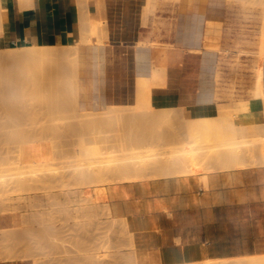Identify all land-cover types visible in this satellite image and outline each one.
I'll list each match as a JSON object with an SVG mask.
<instances>
[{"label":"rangeland","instance_id":"374dc122","mask_svg":"<svg viewBox=\"0 0 264 264\" xmlns=\"http://www.w3.org/2000/svg\"><path fill=\"white\" fill-rule=\"evenodd\" d=\"M263 8H264V6L262 5L261 2H256L254 0H223L222 2H218L217 0L210 1V2L206 1V0H147V3L144 7V12H143V14H144V25H145V37L142 40H140L138 43V44L141 43L140 44L141 46L137 44V48L140 47L139 48L140 51L137 50V52H138L137 54L139 55L138 56V68H139V74H140V78H141L140 85H142V86L145 85L146 88L149 87L152 89V86L157 85V84H164L165 80H166V68L165 67H158V66L154 65L152 58L151 57L147 58L150 55V52L148 53V51H150V49L152 47H154V46L180 47V48H184L185 50H190V51L194 50V52L198 51L202 55V58H204L202 60V68H201V74H200L201 75V89L204 91H207L209 93H212L213 99H215V100H237V99H242L244 97L254 98L253 91H254V88L256 85V75H255L256 72L253 68L254 67L253 65L255 64L254 61H256V59L259 56L261 46H263V49H264V35H262V31H263L262 30L263 29L262 18H263V10H264ZM231 11H234L239 16H242L239 23H238V26H239L242 33H239L238 35H234V36L231 34L232 27L228 24V22L226 20L228 12H231ZM211 13H213V19H210ZM79 33L78 34L80 35V38H79V35H77V38L75 40H73V41L70 40L69 42H67L63 45H55L54 49L57 52V54H64L65 56H67V58H69L71 60H76L77 58H79V56L82 55L83 50L86 51V49L88 50V49L92 48L90 50H92V52L94 51L96 53H94V54L92 53L90 58L87 61V65H89L90 67L87 66V68H86V69H88L87 73L89 75L86 73V75H87L85 77L86 83L84 84V86L86 85V88L88 87L89 84H90L89 88L91 86H94L92 89L93 91L96 88L95 85H97L96 89H98V90H99V88L103 89V87L100 86L101 84H98V83H100V80H99L100 76H97V74H96V76L98 77V80H99V82H98V80H95V78H94L96 76H94L95 74L93 73V71L95 72L96 68L100 67L99 69H97V71L99 70V72L101 73V65H100L101 61L100 60L102 58L101 56L104 55V47H105V43L107 41L106 35L104 32V22H102V21L90 22V21H87L86 18H83V20L80 24ZM260 41H261V43H260ZM145 44L150 49L146 46H145L146 47L145 48L143 46ZM51 45H52L51 47L48 45V47L50 49H52V47H54L53 44H51ZM30 47H32V46H30ZM36 47L42 48L41 46H39V47L36 46ZM45 47H47V45H45ZM84 47H87V48L85 49ZM88 47H90V48H88ZM141 47H144L145 51H144V48L142 49ZM19 48L23 49V47L22 48L19 47ZM90 52H86V53L89 54ZM53 53L56 54L54 51H53ZM90 61H92V62H90ZM98 61H100V62H98ZM94 62H95V64H93ZM96 63H97V65L99 63V66L95 67ZM91 66H93L92 67V70H93L92 73L89 70V69H91ZM97 71L95 73H98ZM100 73H98V75ZM91 75L94 76L92 78V79H94V81H91L92 79L89 78ZM88 78H89V80H88ZM90 81L92 83L93 82L94 83L97 82V83L92 85V83H90ZM98 86H99V88H98ZM89 88H88V90H89ZM102 89L99 90L100 93H101ZM98 90H95L94 92L97 93ZM90 91H91V89H90ZM93 91L90 92L92 94H90V98H89L90 106L88 108L81 110V111L76 110V109L75 110L72 109L68 113H64L65 116L62 114L61 116L57 115V117H51V116L44 115L43 112L41 111L42 113L41 112L37 113L39 115L36 114L35 116L32 117L33 119L30 118L31 120L25 119V120L20 121L21 125H19V126L17 125V124H19V122H15V123L9 122L8 123V122H6L7 120L0 117V120H1L0 121V157H1L0 158V167L2 168V169L0 168V171H1V173H0V190L2 191V192L0 191V207H3V206L6 207V208L5 207L0 208L2 210V211L0 210V220H1L0 231L2 232V230H7L9 234H12L14 232L12 229H14V230L18 229V230H16L18 233H19V231H20V233L24 231V232H26V233L23 232L25 235L30 234L32 236V237L30 235L25 236V235H23V233L18 234L16 231H15L14 235L12 234L10 236H8L9 234H7V231L6 232L3 231V233L0 232L1 237H2V234L7 235V236L3 235L4 237H8V239L2 237L4 240H6L4 242H7V245L4 242H2L3 239L0 237V247L2 246L1 245L2 243L4 244L0 248V250L3 252L2 253L0 251L1 257L4 259H9V260L24 261V262H26V264H260V262L262 264H264V254L248 255V256H242L239 258H213L207 254L204 245H201L199 247V250L197 253L191 254L189 261H187V260L186 261H182V260L181 261H169L168 255L166 253V248L164 247V244H165V242L167 243L169 237L167 235L163 234V232L159 226L157 214L153 213V212L157 211L161 206L157 209L146 210V219H144V220H138V216L130 217V216L120 215V213L116 210L115 204H114L116 201L117 191L120 188H122L126 183H132L133 182V183L141 184V181H139V180L134 181L132 179V177H130L131 179L127 178V181L124 182L125 179H123L124 181L123 180L120 181L121 178H124L121 175L108 174V172H106L107 174H105L104 172H105V170H107V168L106 169H104V168L107 167L109 164L106 165L108 162L106 163V162H102V161H105L107 159L106 157L126 158L125 159V160H127L126 162L131 164V162L132 163H134L135 161L139 162L140 161L139 159H141V158H142L141 161L142 160L147 161V160H149V158L151 160H152V158H154L156 160V159H161L163 156H164L163 158H165V155H166V157L167 156H169V157L173 156V159H175V158L178 159V158L184 157V156L182 157V154L185 155L186 157L191 156L193 154H194V156L198 154L199 157H197L198 158V160L196 161L197 164L195 163L193 166L192 165L189 166V169L191 170V168H192V170H193L192 172L194 174L191 173V175H190L189 174L190 172H189L188 175H187V173H185V175H183L184 173L181 174L182 171L180 170L181 172L178 174L179 176L175 175L173 177L169 176V177H164V178H157L154 175L157 178V179H154L153 174L155 173V171H153V169H150V170L146 171L147 174L149 173V178H147V179H150V180H164V179H176V178L181 179L185 176H189L191 178L198 180V183L201 182V184L204 185V183L207 184L209 182V175L210 174L220 171L219 170L220 168L217 167V164L222 165V162H221V164L216 163L219 160L214 162V160L218 159L219 156H218V158L215 156L216 159L212 160L213 162H211L210 159L213 156V154H212V156H210V159H209L208 157H206V155L208 156V154H206V153L204 154L205 159L203 160V158H204V157H202L203 152H206L205 150H211L213 152L214 148L218 149V150L219 149L222 150L225 147H232V146L226 144L227 142H225V145H227V146H224L223 140H222V143H221V140H217V141L216 140H209V141L204 140V141H202L199 139L196 140L192 136H189V134H190V133H188L189 127H187L186 125L189 126V118H188L187 114H190V113L184 111L183 108H160L161 110L166 109L167 111H165V113H163V117L161 115H159L160 113L158 114L161 118L158 116L157 117L158 119L156 117H155L156 119H154V117H153V119L155 121L157 120L159 122L156 121L157 122L156 123L153 120H151L152 123H154V126L152 127V125H151L152 128L150 126H148V127L151 128V130L153 128L154 129L152 131L149 129L150 131H148V132L150 134H146L148 132H144L145 135L144 134L143 135L145 137H144V139L143 138L142 139L143 140L146 139V140L143 141L142 139H140L139 143L140 142L141 143L137 144V142H138L137 134H133L132 132H127V133H129L127 135V133L124 132L125 129L123 128L124 126H127V125L122 124V122H121V124H119L120 119H118V118H120V117L112 116L117 111V109H118L117 106L114 105L116 107V111L114 113H111L113 108L112 109L108 108L109 106L107 107V104H105L104 102L100 103V102H102L100 97H102V99H103V93H101L102 96H100L99 95L100 93L98 92L99 94H97V95H99L100 97L97 96L98 98L95 99L96 97H93L95 94ZM143 91L144 90H141L142 94L144 93ZM141 93L138 92L135 103L129 105L132 109H129V110L124 109L125 113L123 114L124 110H122V108H121L122 111L120 110V112H122L123 116L128 115L129 112L130 113L128 116L131 115V112H132V114L140 113L141 114L140 116H142L143 113H145V112L146 113L148 111L152 112L153 111L152 108H154V111H156V113H157V109H159V107H156L153 105L151 97L149 98L151 100H149L148 98H145V97H147V95L145 96L143 94L145 96V97L143 96L145 98L143 100L145 101L147 99L148 102L150 101L149 102L150 104L148 103V105H147V103H146L147 101H145V105L141 104L142 100L140 102V100L138 99V97H139L138 94L141 95ZM87 96H89V95H87ZM91 102L93 105H91ZM139 102L141 105L139 104ZM99 103H100V105H99ZM254 103L255 102H253L252 105L246 104V105L233 107L234 112H236L237 109L251 110L254 106ZM126 106H128V105H126ZM121 107H123V106H121ZM130 107H128V108H130ZM97 108H99V109H97ZM102 108L103 109L107 108V109L104 111ZM124 108H126V107H124ZM155 108H157V109L155 110ZM87 109L89 112L87 111ZM108 109H110L111 112H109ZM40 110H43V109H40ZM85 110H86V113H84ZM114 110L115 109H113V111ZM73 112H75V113H73ZM97 112H99V113H97ZM161 112H164V111H161ZM69 113H70V115H69ZM81 113H82V116L80 115ZM116 113H118V112H116ZM122 114H121V117H122ZM150 114L151 113H149L148 115H150ZM246 114H248V113H246ZM67 115H69V116H67ZM145 115H147V114H145ZM148 115H147V117H148ZM45 116H47V118ZM106 116L108 117L107 118L108 120H111L112 117H116L115 119H118V120L116 121V120L112 119L114 121L109 122V121H107L106 118L104 119V117H106ZM119 116H120V114H119ZM128 116L127 117L125 116V117L129 118ZM136 116L138 117L139 115L137 114ZM49 117H51V118H49ZM59 117H60V119H59ZM99 117H102L104 119V122H99L98 125L100 128L98 127V125L95 128L92 124H96L98 122V120L100 119ZM132 117L134 118V115ZM151 117L152 116H150V118ZM126 118H125V120H126ZM122 119H124V117H122ZM122 119H121V121H122ZM134 119H133V122L134 121L136 122V120H134ZM24 121H25V123H24ZM105 121H107V122L105 123ZM118 121H119V123H118ZM186 121H187V123H186ZM4 122H6V123L4 124ZM92 122H95V123H92ZM149 122H147L148 125H150ZM50 123H53V125ZM83 123H84L85 127L86 126L89 127L87 129V131L81 129L84 127ZM104 123L106 125H104ZM108 123H110V124H108ZM155 123H156V128H155ZM72 125H73V127L71 128ZM102 125L104 127H102ZM115 125H116V128H114ZM48 127H50V128H48ZM57 127L60 130V132L58 130V134L57 133L54 134L55 131H57ZM75 127H78L79 129L75 128ZM92 127H94L95 129ZM19 128H21V130H19ZM45 128H47L48 130ZM103 128H104V130H103ZM108 128H109V130H108ZM42 129L45 131L43 132ZM80 129H81V131H80ZM114 129H116V130H114ZM46 130L49 133L46 132ZM95 130H97V131H95ZM121 130L123 131V133L120 134V132H122ZM154 130H155V132H154ZM26 132H29L30 134L33 133L34 136L30 135L31 136L30 137L28 135L29 133H26ZM41 132H43L44 135L46 133V137L47 136L48 137L45 138L43 136L44 139H42V135L40 134ZM51 132H53V133H51ZM71 132H73V134ZM171 132H173V133H171ZM238 132H239L240 137H238L237 138L238 140L236 139L235 141H239V140L241 141L242 140L241 144L242 143L245 144L244 139L251 138V137H245V136L243 137V133H244L243 129H241ZM5 133L8 136H6ZM23 133H25V135ZM36 133H39L38 134L39 136H37ZM50 133H51V136H50ZM80 133H81V136H80ZM117 133H119L121 136L122 135L126 136V137L122 136V139H127V140L126 141L123 140L121 143V141L118 140L121 137ZM130 133H132L133 135L132 134L130 135ZM155 133H157V134H155ZM26 134L28 135L29 138H26L27 137ZM158 134L159 135L161 134V137ZM10 135H11L12 139L10 138ZM14 135H16V136L18 135V137H16V136L14 137ZM62 135H63V137H62ZM114 135H116V136H114ZM134 135L136 136V138L134 137ZM146 135H148L149 137ZM167 135H169V136H167ZM239 135L237 134V136H239ZM96 136H97V138H96ZM100 137H101V139H100ZM88 138H90V139H88ZM103 138L105 139V141ZM165 138H167V139H165ZM26 139H28V140H26ZM85 139H87V140H85ZM148 139H150V140H148ZM89 140L92 142H89ZM7 141H9V142H7ZM108 141H110V142H108ZM58 142H61V143L58 144ZM134 142H136V144ZM214 142L218 145H216ZM192 143H193V145H192ZM248 143H246V144H248ZM52 144H54V145H52ZM201 144H204V145H201ZM241 144H238V145H241ZM186 145H188V146L186 147ZM244 146H246V145H244ZM72 147H73V149H72ZM95 147L96 148L98 147V149H100V150L102 149L100 151L101 153H98L99 151L97 152L98 154L97 153H94V154H88L87 153L88 150L93 151V148H95ZM146 147H148V148H146ZM24 148L25 149L31 148V149H30V151H28L27 149L25 150ZM185 148H188L189 150H186ZM247 148H245V150H246L245 151L244 148L241 147L242 151H245L246 153L248 152V154H247V156H248L251 154L252 151H250V154H249V151L247 150ZM125 149H127V150H125ZM233 149L230 148L231 151ZM239 149H236V151L239 152ZM241 149H240L241 159L243 158L242 160H247L246 158H248L249 156L246 158L243 157L244 152L241 156V153H242ZM134 150H136V151H134ZM163 150H164V153H163ZM221 150H219V151H221ZM1 151L3 153H1ZM4 151H5V153H4ZM156 151L159 153V155H160V153H162L163 156L162 155L158 156V153H156L157 155L152 154L154 157L152 155H150L151 153H155ZM211 151H210V153H211ZM215 151H217V150H214V152ZM234 151L235 150H233L232 152L234 154L238 155V153H236ZM27 152H30V153L32 152V153L30 154ZM72 152H73V154H72ZM121 152H122V154H121ZM169 152L170 153L172 152V153L169 154ZM197 152H199V153H197ZM167 153L169 155H167ZM64 154H66V155H64ZM67 154H68V156H67ZM129 154H131V155H129ZM147 154H149L150 156H148ZM234 154H232V155L234 156ZM252 154H251V156H252ZM29 155H31V156H29ZM97 155H98V157H97ZM103 155L105 157H103ZM146 155H147V158L145 159ZM254 155H255V152H254ZM134 156H136V158ZM233 156H232V159L234 158ZM256 156L259 157L258 154ZM4 157L7 158V159L5 158L6 161L3 160ZM27 157L28 158L30 157L29 159H31V157H34L33 160L32 159L31 160L32 161L35 160L34 161L35 163L30 162L31 160L29 161V159ZM60 157H62V158H60ZM132 157H134V159H132ZM201 157H202V159H201ZM215 157H213V158H215ZM227 157L230 158L231 156L228 155ZM252 157H249V158L252 159ZM70 158H72V159H70ZM85 158H87V160H85ZM1 159L4 162H6L8 165L6 163L4 164L3 161L1 162ZM20 159H22V160H20ZM79 159H81V160H79ZM241 159L236 158V160L234 161V165L237 167H241L240 164H244V166L251 164V163L246 162L247 165H245V163H241L242 162ZM260 159H262L261 162L263 164V157ZM125 160H120L119 162H121V161L123 162ZM221 160H223V158ZM22 161H24V162H22ZM60 161L62 164L60 163ZM92 161H95V164H93V165H97V166L99 165V167L95 166L96 169L97 168H99V170L103 169V171L102 170L99 171L98 169H97L98 170L97 171V170H95V168L93 166H92L93 168L90 167L93 163ZM232 161L233 160H231V162ZM238 161H241V162L238 163ZM8 162H10V164ZM21 162L23 163V165ZM90 162H91V164H90ZM224 162H226V161L224 160L223 163ZM236 162H237V164H235ZM24 163H26L28 165H26ZM83 163H85V164H83ZM128 163H126V164H128ZM34 164H38V165H36L37 166L36 168L39 171H37L35 169L34 170L32 169L30 171V168L31 167L33 168ZM46 164H47V166H49L51 164L49 166L50 169L47 166H45V167H47V168H45L46 170L42 169V168L41 169L38 168L39 165H46ZM81 164H83V166ZM189 164H191V163H189ZM224 165H225V163L222 166H224ZM234 165L233 166L226 165V166H224V169L222 168V170H225V168H229V167H230L229 169H231L233 167L236 168ZM15 166H19V167L17 168ZM198 166H199V168H197ZM201 166H202V168H201ZM20 167H22V168H20ZM89 168L91 171L94 169L95 172H94V170H93V172L95 174H96V172H100V173L103 172V173H101L102 177L99 176L100 178H97V176L95 177V175L92 176L93 174L91 176L90 175L84 176L83 174H81L82 171L84 172L85 170H87V172H89L90 171ZM6 170H8V171L6 172ZM32 171H34V172L36 171V174ZM64 171H66V172H64ZM20 173H22L23 176L20 175ZM52 173L53 174L55 173V174L53 175ZM57 174H58V176H57ZM60 175H62V176H60ZM34 176H36L38 178L37 180H40V181H35V183H34L33 181H31V179H29L30 180L29 183L27 182V184H25L26 182L25 183L23 182L25 179L24 177L34 178ZM87 176H89V177H87ZM129 176L130 175H128V177ZM152 176H153V178H152ZM36 177L32 180H36ZM94 177H95V179H94ZM113 177L115 178V181H114ZM16 178H17V180L23 179V181L21 180L22 182L20 181L21 184L23 183L22 187H21L20 183H18V185H16L17 183L13 184V180L15 182ZM27 178L25 181H27ZM54 179H56V180H54ZM98 179L101 181L98 182ZM102 179H107V181L102 180ZM108 179H110V180H108ZM112 179H113V181L111 182ZM147 179H144L143 181L145 182V180H147ZM51 180H53V182ZM206 181H207V183H206ZM11 183H12V185H10ZM97 184H99V185H97ZM1 186H3V187H1ZM11 186L14 189H12ZM19 186H20V189H19ZM26 186L28 187V189L26 188ZM36 186H37V188H36ZM207 186H209V183L206 185V187ZM72 187H74V188H72ZM17 188H18V190H17ZM96 188H101L103 190H106L108 195H109L108 200H106V201L104 200L105 202H103V200L98 199ZM114 188H116V190ZM87 189H89V190H87ZM5 190L6 191L8 190V191L6 192ZM83 190H85V191L83 192ZM70 191L72 192L73 195L70 193ZM73 191H75V194L73 193ZM87 192H88V194H87ZM49 193L50 194L52 193V194L48 195V197H47V194H49ZM53 193H55V195L58 197L54 198L53 196H55V195H53ZM64 193H65V195H64ZM58 194H60V195H58ZM42 195H44V199H43ZM28 196H30V197H28ZM41 196H42V198L40 200ZM50 196L52 197L51 199H50ZM20 197H22V199H25V200H22V199L19 200ZM33 197H35L34 198L35 200L33 199L31 201V198H33ZM86 197L89 199V201H87V203L85 202ZM13 198L15 201L12 200ZM38 198H39V200H38ZM80 199H81V201H80ZM16 200H17V202H16ZM59 201H61V202H59ZM3 202L5 203V205L2 204ZM46 202H48V203H46ZM40 203L42 205L44 203V205L42 206ZM34 204L37 207L39 205L40 206L37 208L34 206ZM60 204H63V205H60ZM102 204H103V206L107 205V207H105V206L103 207ZM17 205L20 208H18L16 211ZM23 205L26 209L27 208L28 209L26 210V209L22 208ZM29 205L31 208H29ZM52 205H54V206H52ZM94 205H96V206L98 205V206L96 207ZM94 208H96L97 210ZM63 209H66V211H64L66 213L62 212ZM46 210L48 212L47 213L48 215L45 212ZM75 210H77V211H75ZM35 211L36 212L39 211L38 212L39 214L36 213ZM43 212H44V214H43ZM30 214L33 217H31ZM86 214H88V215H86ZM37 215H38V217H37ZM39 215H42L43 217L39 216ZM84 215H85V217H84ZM22 216H24V217H22ZM49 217L51 219H49ZM90 217H92V218H90ZM31 218H32V221L30 220ZM122 218H124V219L122 220ZM131 218L132 219L134 218V219L131 220ZM33 219L34 220L36 219V220L34 221ZM37 220L40 222H37ZM49 220H51V221H49ZM119 220H121V221H119ZM2 221H3V223H2ZM27 221H28V223H26ZM43 221H45V222H43ZM81 222L84 224H80ZM85 222H86V224H85ZM37 223H40V224L38 225ZM38 226H40V228ZM41 227H45V228L42 229ZM46 227H48V228H46ZM19 228H21V229H19ZM25 228H26V231H25ZM31 228H32V230H31ZM54 229H55V231H53ZM147 229H150L153 231L152 235L145 233V231ZM21 230H23V231H21ZM28 230H29V232L27 233ZM30 230L32 231V233ZM33 230H35L36 232H39V233H35ZM41 230H43V231H41ZM48 230L51 233H49ZM56 230H58V232ZM46 231L48 232V234L46 233ZM56 232H57V234H59V236L56 234ZM49 234L51 235V238L57 236V238L55 237L56 240H55V238H53L55 242L53 241V239H50L52 241L49 240V238H48V237H50ZM19 235H21L23 237H21V236L19 237ZM35 235H38V237L36 238ZM33 236H35V238ZM9 237L12 239V241L9 240L10 239ZM25 237H26V239H28L29 237L30 238L28 240H26ZM43 238H45V239L43 240ZM62 238H64V240ZM151 238H154L153 240L159 245L157 250H151L148 248L147 245L150 243H153V240H151ZM31 239L32 240L35 239V241H31ZM36 239H37V242H36ZM46 239H47L48 243H47ZM13 240L15 241L16 245L18 244L19 247L15 246V245L13 247V245H10L12 242H14ZM25 240L27 242H25ZM38 240H40V241H38ZM49 241L51 243H49ZM20 242H22L23 244ZM24 242H25V245H28V243L31 242V243H29V245L33 244L34 247L31 245L33 248H31V246H30V248L28 249L29 245L25 246ZM38 242H40V243H38ZM63 242H64V244H62V245H64V247L62 245H60V243H63ZM79 242H81V243H79ZM42 243H43V248L41 246ZM52 243H53V245H52ZM73 243H76V244L73 245ZM19 244H22L23 246L22 245L20 246ZM34 244H38L40 246H38V245L35 246ZM54 244H56L57 246ZM74 246L76 249L74 248ZM9 247H10V249L12 248L11 249L12 251H10ZM20 247L22 250L20 249ZM3 248L6 250H4ZM17 248H19V249H17ZM23 248H24V250H23ZM52 248L55 250V252L53 251L54 254L51 251V250H53ZM61 248L64 250H62ZM78 248H80V249H78ZM82 248H83V250H82ZM7 249H8V251H7ZM32 249H33V251H32ZM69 249H71V250H69ZM13 250L16 252H14ZM18 250H21V252ZM27 250H29V252H31V253L27 254ZM78 250H82L83 252L80 253L81 251H79V253H77ZM6 251H7V253H6ZM15 253H17L18 256ZM24 253L26 254V256ZM7 254L9 256L14 255L16 257L10 258ZM81 255H83V257H81ZM24 257H27V258H24Z\"/></svg>","mask_w":264,"mask_h":264},{"label":"crops","instance_id":"0c3cea01","mask_svg":"<svg viewBox=\"0 0 264 264\" xmlns=\"http://www.w3.org/2000/svg\"><path fill=\"white\" fill-rule=\"evenodd\" d=\"M146 3L147 0H0V45L6 48L63 45L77 38L83 18L90 22L102 21L107 39L103 66L105 104L131 105L135 103L141 82L137 44L145 37ZM241 17L234 11L227 14L233 36L242 33L238 26ZM151 58L154 65L166 68L165 83L151 89L156 107L183 108L192 115H215L221 107L252 105L255 100L249 97L215 100L212 93L202 90L203 58L198 51L154 46ZM256 111L261 109L239 113ZM243 130V136L254 134L247 121ZM261 161L247 158L251 164L212 173L208 187L195 181L191 191L184 190L179 178L157 180L154 196L163 198L164 203L153 213L157 214L163 234L169 237L164 244L169 261H189L201 245L213 258L264 254V165ZM123 187L117 191L114 203L120 215L146 214L138 203L143 196L141 184L132 182ZM124 189L129 191L126 193ZM145 233L152 235L153 231L147 229ZM147 246L157 250L159 245L153 240ZM0 264L26 262L4 259L0 252Z\"/></svg>","mask_w":264,"mask_h":264},{"label":"bare ground","instance_id":"6f19581e","mask_svg":"<svg viewBox=\"0 0 264 264\" xmlns=\"http://www.w3.org/2000/svg\"><path fill=\"white\" fill-rule=\"evenodd\" d=\"M206 1H214V0H206ZM218 2H222L223 0H217ZM254 1H256V2H261L262 3V5L264 6V0H254ZM24 4H25V2H24ZM1 5V4H0ZM1 9V8H0ZM264 9V8H263ZM11 10V9H10ZM50 12V11H49ZM2 18H0V20H1ZM14 21V20H13ZM2 22V21H1ZM0 22V23H1ZM262 26H263V31H262V35H264V10H263V18H262ZM1 28V27H0ZM261 33V32H260ZM80 34V33H79ZM78 34V35H79ZM79 38H80V35H79ZM139 43V42H138ZM260 43H261V41H260ZM141 44V43H140ZM140 44H138V45H140ZM143 44V43H142ZM150 44V43H149ZM54 45V44H53ZM15 46V45H14ZM50 47L52 46V45H49ZM141 46V45H140ZM144 47L146 46V47H148L146 44L145 45H143ZM39 47V46H38ZM42 48H37L36 46H32V47H23V49H20L19 47H13V48H6V47H3V46H1L0 45V117H2V118H4L5 120H7L6 122H19V124H17L18 126L19 125H21L20 124V121H22V120H27V119H33L32 117L33 116H35L37 113H40L41 111L43 112V114L44 115H47V116H51V117H57V115H59V116H61L62 114L64 115V113H68L70 110H72V109H76V110H79V111H81V110H84V109H86V108H88L89 106H90V100H89V98H90V94H92V93H90L91 91H93L92 89H93V87L94 86H91L90 88H89V86H90V84L88 85V87L86 88V85L84 86V84L86 83L85 82V77L87 76L86 75V73H87V70L88 69H86L87 68V66H89V65H87V61H88V59L90 58V56H91V54L93 53H96V52H92V50H90V49H92V48H90V47H88V48H90V49H86L87 47H84L85 49H86V51H82V55L81 56H79V58H77L76 60H71V59H69V58H67V56H65L64 54H57V52L55 51V45H54V47H52V49H50L49 47H48V45H47V47H43V46H41ZM144 47H141L142 49L144 48ZM145 47V48H146ZM191 47V46H190ZM189 47V48H190ZM22 48V47H21ZM140 48V47H139ZM139 48H137V50L138 51H140V49ZM145 48H144V51H145ZM149 48V47H148ZM147 48V49H148ZM25 49V50H24ZM27 49V50H26ZM150 49V48H149ZM152 49V48H151ZM151 49H150V51H148V53L150 52V55L147 57V58H150L151 57ZM192 49V48H191ZM261 50H260V53H259V56H258V58L256 59V61H254L255 62V64L253 65L254 67V70H255V72H256V85H255V88H254V91H253V95H254V106H253V108L252 109H256V108H260L261 109V111H256V112H252V113H248V114H246V113H239L240 111H242V109H238L236 112H234V108H231V109H227V108H224V107H221V108H219V110H218V113H216L215 115H192L191 113L190 114H187L188 115V118H189V126L188 125H186L187 127H189V131H188V133H190L189 134V136H192L194 139H199V140H202V141H204V140H206V141H209V140H221V143H222V140H223V145L224 146H227V145H225V142H227L226 144H228V145H230V146H232V147H225V148H223L222 150L221 149H219V150H221V151H219L218 149H215L214 148V150H217V151H215L214 152V150H213V152L211 151V150H205L206 152H203V155H202V157H204L203 158V160L205 159V153L206 154H208V156L206 155V157H208L209 159H210V156H212V154H213V156L211 157V159H210V161L211 162H213L212 160H214V159H216V157L218 158V156H219V158L218 159H216V160H214V162L215 161H218V162H216V163H220L221 164V162H222V165L225 163V165L224 166H226V165H228V166H233L234 165V161L236 160V158H238V159H241V157H240V149H241V147H243L244 148V150H245V148H247V150L249 151V154H250V151H252L251 152V154H252V156L254 155V152H255V157L254 158H262L263 157V164H264V49H263V46H261V48H260ZM52 50V51H51ZM91 52H90V51ZM53 51L56 53V54H54L53 53ZM194 51V50H193ZM86 52H90L89 54H87ZM84 53V54H83ZM86 53V54H85ZM138 53V52H137ZM145 53V52H144ZM138 55V54H137ZM144 55V54H143ZM139 56V55H138ZM102 58H101V63H100V65H101V73L99 72V70L97 71V69H99L100 67H98V68H96V70H95V72L97 71L98 73H100L99 75H98V73H95L93 70H92V67L93 66H91V69H89L90 71H91V73H92V71H93V73L95 74L94 76H96V74H97V76H100V83H98V84H101L100 86L101 87H103L104 88V86H103V66H104V55L103 56H101ZM204 57V56H203ZM204 59V58H203ZM100 61H98V62H100ZM90 62H92V61H90ZM89 63V62H88ZM93 64H95V62L93 63ZM92 65V64H91ZM96 66H99V63H98V65H97V63H96V65H95V67ZM90 67V66H89ZM89 71V72H90ZM90 73V74H91ZM88 74V73H87ZM89 75V74H88ZM94 76H90L89 78L90 79H92ZM94 77L95 78V80H98V77ZM89 78H88V80H89ZM99 80H98V82H99ZM87 81V80H86ZM91 81H94V79H92ZM90 81V83H92ZM97 83V82H96ZM96 83H92V85L93 84H96ZM96 86V88H97V85H95ZM88 88H89V90H88ZM95 88V90H98V89H96ZM98 88H99V86H98ZM149 88V87H148ZM146 88V86L145 85H139V90H138V92H140L141 93V90H144L143 92V94L146 96L147 95V97H145L142 93H141V95L140 94H138L139 95V97H138V99L140 100V102H141V100H142V102H141V104L142 105H145V101H147V99L144 101L143 99H145V98H150L151 97V88ZM90 89H91V91H90ZM102 89V88H101ZM100 88H99V90H101ZM94 90V91H95ZM97 91V93L96 92H94L95 94H94V96L93 97H96L95 99H97L98 97L97 96H102V94L101 93H103L104 91V89H102V91H101V93H100V91ZM100 94H99V93ZM97 94H99V95H97ZM87 95H89V96H87ZM96 95V96H95ZM92 96V95H91ZM99 96V97H100ZM145 98H144V97ZM103 97H105V96H103ZM143 97V98H142ZM100 99L102 100V102H100V103H105V98H103L102 99V97H100ZM99 99V100H100ZM100 100V101H101ZM149 100H151V99H149ZM92 101V100H91ZM95 101V100H94ZM98 102V101H97ZM96 102V103H97ZM140 102H139V104H140ZM150 102V101H149ZM148 101L146 102L147 103V105H148V103H149ZM100 103H99V105H100ZM140 104V105H141ZM150 104V103H149ZM91 105H93L92 104V102H91ZM154 105V104H153ZM116 106V105H115ZM114 105H113V107L112 106H109L108 107V105H107V107L108 108H113V109H115L114 111H113V109H112V112H111V110L110 109H108L109 110V112H111V113H114L115 111H116V107H115ZM124 107H126V108H124ZM128 107H130L129 105L128 106H123V107H121V106H117V111L116 112H118L119 114H120V116H119V114L118 113H114L112 116H118V117H120V118H118V119H120L119 121H120V123H119V121H118V123L119 124H121V122H122V124H126L127 126H122L124 129H125V131L124 132H132L133 134H137V139H138V142H137V144H140L139 143V140L140 139H144V132H148V131H150L151 130V128L154 126V123H152V121L151 120H153L154 122H156L154 119H156L159 115H161L162 117H163V113H165V111H167L166 109H157V108H155V110L157 109V113H156V111H154V108H152L153 109V113L152 112H149L148 110V112L149 113H151L150 115H148L149 113L147 112H145V113H143V115L142 116H140L141 114L140 113H137L139 116L137 117L136 115V113H134V114H132V112H131V115L130 116H128L129 115V113H128V115H125L126 117L128 116L129 118H126L125 116H123V114L125 113V110L124 109H127V110H129V109H132L131 107L130 108H128ZM91 108V107H90ZM94 108V107H93ZM121 108H122V110H124L123 111V114H122V112H120V110H121ZM40 109H43V110H40ZM97 109H99V108H97ZM103 109V108H102ZM107 109V108H106ZM106 109H103L104 111L106 110ZM121 110V111H122ZM87 111H88V109H87ZM91 111V110H90ZM99 111V110H98ZM160 111V112H159ZM161 111H164V112H161ZM41 112V113H42ZM89 112V111H88ZM93 112V111H92ZM72 113V112H71ZM73 113H75V112H73ZM80 113V112H79ZM84 113H86V110H85V112ZM91 113V112H90ZM97 113H99V112H97ZM103 113V112H102ZM160 113V114H159ZM162 113V114H161ZM118 114V115H117ZM121 114H122V117H124V119H122V117H121ZM127 114V113H126ZM136 114V115H135ZM145 114H147L148 115V117H147V115H145ZM154 116H153V115ZM159 114V115H158ZM37 115H39V114H37ZM69 115H70V113H69ZM69 115H67V116H69ZM81 116H82V113L80 114ZM85 115V114H84ZM134 115V118L132 117ZM145 115V116H144ZM165 115V114H164ZM47 116H45L46 118H47ZM65 116V115H64ZM75 116V115H74ZM109 116V115H108ZM150 116H152L151 118H150ZM51 117H49V118H51ZM116 117H112L111 118V120H108L107 118V116L106 117H104V119L106 118L107 119V121H109V122H111V121H114V120H118V119H115ZM153 117H154V119H153ZM156 117V118H155ZM160 117V116H159ZM35 118V117H34ZM37 118V117H36ZM62 118V117H61ZM100 119L98 120V122L96 123V124H92L95 128L97 127V125L99 124V122H104V119L102 118V117H99ZM102 118V119H101ZM110 118V117H109ZM125 118H126V120H125ZM161 118V117H160ZM159 118V119H160ZM30 119V120H31ZM59 119H60V117H59ZM112 119H114V120H112ZM121 119H122V121H121ZM128 119V120H127ZM133 119L134 120H136V122L134 121L133 122ZM149 119V120H148ZM158 119V118H157ZM55 120V119H54ZM53 120V121H54ZM81 120V119H80ZM101 120V121H100ZM103 120V121H102ZM132 120V121H131ZM1 121V120H0ZM79 121V120H78ZM90 121V120H89ZM93 121V120H92ZM107 121H105V123L107 122ZM150 121V122H149ZM245 121H247V123L248 124H250V127L252 128V130H253V132H254V134L253 135H251V136H245V137H251V138H249V139H244L245 140V144H241V142H242V140L240 141H235L238 137H240V135H239V132L238 131H240L241 129H243V124H245ZM6 122H4V124L6 123ZM29 122V121H28ZM77 122V121H76ZM83 122V121H82ZM81 122V123H82ZM86 122V121H85ZM84 122V123H85ZM147 122H149L150 123V125H148V123ZM157 122H159V121H157ZM156 122V123H157ZM7 123V124H8ZM24 123H25V121H24ZM54 123V122H53ZM53 123H50V124H52L53 125ZM84 123H83V125H84ZM92 123H95V122H92ZM104 123V125H106ZM116 123V122H115ZM134 123V124H133ZM156 123H155V128H156ZM186 123H187V121H186ZM28 124V123H27ZM26 124V125H27ZM72 124V123H71ZM90 124V123H89ZM108 124H110V123H108ZM118 124V125H119ZM159 124V123H158ZM25 125V126H26ZM36 125V124H35ZM75 125V124H74ZM80 125V124H79ZM101 125V124H100ZM117 125V124H116ZM116 125L114 126V128H116ZM151 125H152V127H151ZM113 126V125H112ZM148 126H150L151 128H149ZM51 127V126H50ZM50 127H48V128H50ZM73 127V125L71 126V128ZM87 127V126H86ZM85 127V125H84V127L83 128H81L82 130H86L87 131V129L89 128V127H87L86 128ZM94 127H92V128H94ZM98 127H99V125H98ZM102 127H104L103 125H102ZM120 127V126H119ZM22 128V127H21ZM21 128H19V130H21ZM43 128V127H42ZM70 128V127H69ZM70 128V129H71ZM75 128H78V127H75ZM94 128V129H95ZM100 128V127H99ZM110 128V127H109ZM109 128H108V130H109ZM168 128V127H167ZM45 129H47V128H45ZM69 129V130H70ZM79 129V128H78ZM77 129V130H78ZM81 129H80V131H81ZM98 129V128H97ZM106 129V128H105ZM113 129V128H112ZM121 129V128H120ZM150 129V130H149ZM154 129V128H153ZM152 129V130H153ZM40 130V129H39ZM48 130V129H47ZM46 130V132H48ZM58 127H57V131H55V133L54 134H58ZM65 130V129H64ZM72 130V129H71ZM90 130V129H89ZM103 130H104V128H103ZM114 130H116V129H114ZM123 130V129H122ZM121 130V131H122ZM151 130V131H152ZM16 131V130H15ZM14 131V132H15ZM42 131L44 132L45 130H43L42 129ZM76 131V130H75ZM79 131V132H80ZM95 131H97V130H95ZM102 131V130H101ZM171 131V130H170ZM13 132V133H14ZM19 132V131H18ZM23 132V131H22ZM25 132V131H24ZM31 132V131H30ZM43 132H41L40 134L42 135V139H44L43 138V136L45 137V138H47L46 137V133H45V135L43 134ZM59 132H60V130H59ZM64 132V131H63ZM93 132V131H92ZM104 132V131H103ZM120 132V131H119ZM154 132H155V130H154ZM238 132V133H237ZM11 133V132H10ZM9 133V134H10ZM12 133V134H13ZM26 133H29V132H26ZM35 133V132H34ZM49 133V132H48ZM51 133H53V132H51ZM51 133H50V136H51ZM72 134H73V132H71ZM121 133H123V131L122 132H120V134ZM132 133H130V135L132 134ZM153 133V132H152ZM163 133V132H162ZM171 133H173V132H171ZM6 134V133H5ZM11 134V135H12ZM16 134V133H15ZM18 134V133H17ZM24 135H25V133H23ZM37 134V136H39L38 134L39 133H36ZM60 134V133H59ZM65 134V133H64ZM96 134V133H95ZM117 134H119V133H117ZM119 134V135H120ZM129 133H127V135H128ZM132 134V135H133ZM144 134V135H143ZM146 134H150L149 132L148 133H146ZM155 134H157V133H155ZM237 134L239 135V136H237ZM11 135H10V138H11ZM20 135V134H19ZM27 135V134H26ZM29 136L30 135H33L34 136V134L32 133V134H28ZM28 135H27V137L26 138H29L28 137ZM48 135V134H47ZM85 135V134H84ZM126 135V134H125ZM159 135V134H158ZM6 136H8L7 134H6ZM5 136V137H6ZM13 136V135H12ZM16 135H14V137H15ZM22 136V135H21ZM32 136V137H33ZM74 136V135H73ZM80 136H81V133H80ZM83 136V135H82ZM114 136H116V135H114ZM122 136H124V135H122ZM122 136L120 135V137L121 138H117L118 140H120L121 141V143H122V141L123 140H127V139H122ZM146 136H148V135H146ZM160 137H161V134L159 135ZM167 136H169V135H167ZM173 136V135H172ZM16 137H18V135L16 136ZM20 137V136H19ZM31 137V136H30ZM62 137H63V135H62ZM61 137V138H62ZM111 137V136H110ZM119 137V136H118ZM124 137H126V136H124ZM123 137V138H124ZM130 137V136H129ZM128 137V138H129ZM134 137L136 138V136L134 135ZM149 137V136H148ZM147 137V138H148ZM155 137V136H154ZM158 137V136H157ZM244 137V136H243ZM3 138V137H2ZM1 138V139H2ZM40 138V137H39ZM57 138V137H56ZM59 138V137H58ZM67 138V137H66ZM96 138H97V136H96ZM113 138V137H112ZM133 138V137H132ZM169 138V137H168ZM173 138V137H172ZM191 138V137H190ZM242 138V137H241ZM6 139V138H5ZM12 139V138H11ZM18 139V138H17ZM41 139V138H40ZM88 139H90V138H88ZM94 139V138H93ZM100 139H101V137H100ZM104 139V138H103ZM108 139V138H107ZM111 139V138H110ZM134 139V138H133ZM142 139V140H143ZM165 139H167V138H165ZM9 140V139H8ZM26 140H28V139H26ZM35 140V139H34ZM85 140H87V139H85ZM141 140V141H142ZM146 140V139H145ZM145 140H143V141H145ZM148 140H150V139H148ZM147 140V141H148ZM226 140V141H225ZM238 140V139H237ZM249 140V141H248ZM16 141V140H15ZM46 141V140H45ZM61 141V140H60ZM97 141V140H96ZM104 141H105V139H104ZM111 141V140H110ZM110 141H108V142H110ZM116 141V140H115ZM119 141V142H120ZM154 141V140H153ZM194 141V140H193ZM249 143H248V142ZM3 142V141H2ZM1 142V143H2ZM7 142H9V141H7ZM35 142V141H34ZM89 142H92V141H90L89 140ZM95 142V141H94ZM118 142V141H117ZM133 142V141H132ZM219 142V141H218ZM55 143V142H54ZM59 143H61V142H58V144ZM78 143V142H77ZM120 143V144H121ZM128 143V142H127ZM135 144H136V142H134ZM215 143V142H214ZM246 143H248V144H246ZM56 144V143H55ZM87 144V143H86ZM132 144V143H131ZM144 144V143H143ZM212 144V143H211ZM216 144V143H215ZM238 144H241V145H238ZM52 145H54V144H52ZM76 145V144H75ZM74 145V146H75ZM110 145V144H109ZM127 145V144H126ZM145 145V144H144ZM192 145H193V143H192ZM196 145V144H195ZM201 145H204V144H201ZM216 145H218V144H216ZM222 145V144H221ZM220 145V146H221ZM234 145V146H233ZM236 145V146H235ZM244 145H246V146H244ZM57 146V145H56ZM61 146V145H60ZM73 146V145H72ZM128 146V145H127ZM126 146V147H127ZM135 146V145H134ZM133 146V147H134ZM188 145H186V147H187ZM223 146V147H224ZM238 146V147H237ZM240 146V147H239ZM39 147V146H38ZM53 147V146H52ZM62 147V146H61ZM122 147V146H121ZM192 147V146H191ZM195 147V146H194ZM201 147V146H200ZM217 147V146H216ZM237 147V148H236ZM19 148V147H18ZM69 148V147H68ZM96 148V147H95ZM95 148H93V151L92 150H88L87 151V153L88 154H94V153H97L98 151V153H101L100 151L102 150H100V149H98V147L95 149ZM111 148V147H110ZM146 148H148V147H146ZM198 148V147H197ZM230 148L231 149H233V150H235L234 152H236V153H238V155H236V154H234L231 150H230ZM239 149V152L238 151H236V149ZM8 149V148H7ZM20 149V148H19ZM25 149V148H24ZM27 149V148H26ZM25 149V150H26ZM30 149L31 148H29V149H27L28 151H30ZM37 149V148H36ZM72 149H73V147H72ZM186 150H189L188 148H185ZM21 150V149H20ZM69 150V149H68ZM96 150V151H95ZM115 150V149H114ZM123 150V149H122ZM125 150H127V149H125ZM150 150V149H149ZM156 150V149H155ZM185 150V151H186ZM204 150V149H203ZM23 151V150H22ZM32 151V150H31ZM74 151V150H73ZM134 151H136V150H134ZM161 151V150H160ZM209 151V152H208ZM210 151H211V153H210ZM230 151V152H229ZM246 151V150H245ZM245 151H242V149H241V156H242V154H243V152H244V154H243V157H252L251 156V154L250 155H248L247 156V154H248V152L246 153ZM104 152V151H103ZM102 152V153H103ZM149 152V151H148ZM168 152V151H167ZM190 152V151H189ZM188 152V153H189ZM217 152V153H216ZM1 153H3L2 151H1ZM4 153H5V151H4ZM22 153V152H21ZM20 153V154H21ZM27 153H30V152H27ZM26 153V154H27ZM32 153V152H31ZM30 153V154H31ZM97 153V154H98ZM105 153V152H104ZM103 153V154H104ZM130 153V152H129ZM151 153V152H150ZM156 153H158L157 151L155 152V153H151L150 155H152V154H156ZM163 153H164V150H163ZM172 153V152H171ZM170 152H169V154H171ZM197 153H199V152H197ZM246 153V154H245ZM70 154V153H69ZM72 154H73V152H72ZM120 154V153H119ZM121 154H122V152H121ZM127 154V153H126ZM136 154V153H135ZM146 154V153H145ZM168 153H167V155H169ZM202 154V153H201ZM231 154V155H230ZM232 154H234V156L232 155ZM259 155V157H257L256 155ZM25 155V154H24ZM61 155V154H60ZM64 155H66V154H64ZM129 155H131V154H129ZM128 155V156H129ZM138 155V154H137ZM142 155V154H141ZM148 156H150L149 154H147ZM147 155H146V157H145V159L147 158ZM157 155V154H156ZM160 155H162L163 156V154L162 153H160ZM159 155V153H158V156H160ZM176 155V154H175ZM231 156L230 158H228L227 156ZM246 155V156H245ZM29 156H31V155H29ZM42 156V155H41ZM67 156H68V154H67ZM102 156V155H101ZM108 156V155H107ZM117 156V155H116ZM153 156V155H152ZM161 156V157H162ZM184 156V157H183ZM201 156V155H200ZM216 156V157H215ZM223 156V157H222ZM232 156L234 157L233 159H232ZM236 156V157H235ZM3 157V156H2ZM22 157V156H21ZM70 157V156H69ZM96 157V156H95ZM97 157H98V155H97ZM96 157V158H97ZM103 157H105L104 155H103ZM102 157V158H103ZM135 158H136V156H134ZM134 157H132V159H134ZM154 157V156H153ZM164 157V156H163ZM162 157V158H163ZM182 157L183 158H175V159H173V156L171 157H169V156H167L166 157V155H165V158H161V159H154V158H152V160L149 158V160H147V161H145V160H142L141 161V159H139L140 161L139 162H137V161H135L134 163H132L131 162V164H129L128 162H126L127 160H125L126 158H121V157H118V158H113V157H106L107 159L105 160V161H102V162H108L106 165H108L107 167H105L104 169H106L107 168V170H105V174H107L106 172H108V174H117V175H121L122 177H124V178H121V180L120 181H122L123 179H125V181L124 182H126L127 181V178L128 179H131L130 177H132V179L135 181H137V180H139V181H141V187H142V194H143V196H141L139 199H138V203H139V207H140V209H141V211H143L144 213H146V210H149V209H157V208H159L160 206H162V204H163V202H164V200H163V198H161V197H159V196H154V193H156V191L155 190H153V186H157V180H150V179H147V178H149V173L147 174L146 173V171L147 170H150V169H153V171H155V173L153 174V176L155 175L157 178H164V177H169V176H175V175H177V176H179L178 174L181 172V174H183V175H185V173H187V175H188V173L191 175V173H193L192 171V168H191V170L189 169V166L190 165H194L195 163H196V161L198 160V158L197 157H199L198 156V154L197 155H195L194 156V154L193 155H191V156H188V157H186L185 155H183L182 154ZM186 157V158H185ZM196 157V158H195ZM202 157H201V159H202ZM213 157H215V158H213ZM228 159H227V158ZM248 157V158H249ZM252 157V160L254 159ZM1 158V157H0ZM5 158L6 157H4V159L3 160H5ZM28 158V157H27ZM30 158V157H29ZM28 158V159H29ZM33 158L34 157H31V159L33 160ZM37 158V157H36ZM60 158H62V157H60ZM74 158V157H73ZM88 158V157H87ZM87 158H85V160H87ZM91 158V157H90ZM101 158V157H100ZM129 158V157H128ZM138 158V157H137ZM156 158V157H155ZM160 158V157H159ZM168 158V159H167ZM223 158V160H221ZM7 159V158H6ZM19 159V158H18ZM23 159V158H22ZM22 159H20V160H22ZM31 159H29V161L31 160ZM38 159V158H37ZM36 159V160H37ZM42 159V158H41ZM70 159H72V158H70ZM131 159V160H132ZM144 159V158H143ZM196 159V160H195ZM243 159V158H242ZM241 159V161H238V163L239 162H241V163H245V165H247V160H242ZM247 159V158H246ZM250 159V158H249ZM2 159H1V162L3 161ZM25 160V159H24ZM30 161V162H34V161ZM39 160V159H38ZM79 160H81V159H79ZM120 160H125V161H121V162H119ZM226 161V162H224L223 163V161ZM230 160V161H229ZM231 160H233L232 162H231ZM262 160V159H261ZM6 161V160H5ZM27 161V160H26ZM70 161V160H69ZM72 161V160H71ZM77 161V160H76ZM133 161V160H132ZM180 161V162H179ZM245 161V162H244ZM20 162V161H19ZM22 162H24V161H22ZM21 162V163H22ZM75 162V161H74ZM93 163H92V165L90 166V167H94L95 168V166H97V165H93V164H95V161H92ZM100 162V161H99ZM120 164H119V163ZM130 162V161H129ZM247 162V163H246ZM260 162V161H259ZM3 163L5 164L6 162H4L3 161ZM9 164H10V162H8ZM15 163V162H14ZM29 163V162H28ZM31 163V164H32ZM35 163V162H34ZM60 163H61V161H60ZM69 163V162H68ZM79 163V162H78ZM126 163H128V164H126ZM189 163H191V164H189ZM231 163V164H230ZM7 164V163H6ZM20 164V163H19ZM24 164H26V163H24ZM30 164V165H31ZM54 164V163H53ZM62 164V163H61ZM83 164H85V163H83ZM83 164H81L82 166H83ZM90 164H91V162H90ZM99 164V163H98ZM138 164V165H137ZM197 164V163H196ZM235 164H237V162L235 163ZM8 165V164H7ZM22 165H23V163H22ZM26 165H28V164H26ZM29 165V166H30ZM33 165V164H32ZM36 165H38V164H34V166H33V168L31 167L30 168V171L33 169H35V170H37V166ZM49 165V164H48ZM51 165V164H50ZM49 165V166H50ZM89 165V164H88ZM216 165V164H215ZM222 165H219V164H217V167H219L220 169L219 170H222V168L224 169V166H222ZM239 165V164H238ZM2 166V165H1ZM4 166V165H3ZM21 166V165H20ZM28 166V167H29ZM45 166H47V164L46 165H39V169H45V168H49L50 169V167L49 166H47V167H45ZM72 166V165H71ZM76 166V165H75ZM79 166V165H78ZM197 166V165H196ZM222 166V167H221ZM235 166V165H234ZM240 166L242 167V166H244V164H240ZM8 167V166H7ZM11 167V166H10ZM15 167H19V166H15ZM24 167V166H23ZM44 167V168H43ZM61 167V166H60ZM92 167V168H93ZM97 167H99V165L97 166ZM204 167V166H203ZM236 168H237V166H235ZM1 168V167H0ZM13 168V167H12ZM20 168H22V167H20ZM26 168V167H25ZM183 168V169H182ZM197 168H199V166L197 167ZM201 168H202V166H201ZM211 168V167H210ZM215 168V167H214ZM213 168V169H214ZM230 168V167H229ZM229 168H225V170H227V169H229ZM234 168V167H233ZM2 169V168H1ZM73 169V168H72ZM77 169V168H76ZM83 169V168H82ZM81 169V170H82ZM98 170H99V168H97ZM96 168H95V170H97ZM12 170V169H11ZM14 170V169H13ZM20 170V169H19ZM46 170V169H45ZM65 170V169H64ZM74 170V169H73ZM84 170V169H83ZM89 170H90V168H89ZM94 170V169H93ZM93 170L91 171H89V172H87V170H85L84 172L82 171V173L81 174H83L84 176H86V175H92V176H94L95 175V177L97 176V178H100V177H102V174L101 173H103V172H96V174L94 173L95 172V170H94V172H93ZM97 170V171H98ZM102 171H103V169H101ZM101 170H99V171H101ZM181 170V171H180ZM5 171V170H4ZM8 170H6V172H7ZM10 171V170H9ZM37 171H39V170H37ZM55 171V170H54ZM184 171V172H183ZM199 171V170H198ZM3 172V171H2ZM29 172V171H28ZM32 172H34V171H32ZM31 172V173H32ZM50 172V171H49ZM64 172H66V171H64ZM69 172V171H68ZM74 172V171H73ZM76 172V171H75ZM0 173H1V171H0ZM35 174H36V171L34 172ZM58 173V172H57ZM60 173V172H59ZM78 173V172H77ZM197 173V172H196ZM195 173V174H196ZM24 174V173H23ZM53 174V173H52ZM55 174V173H54ZM53 174V175H54ZM76 174V173H75ZM194 174V173H193ZM20 175H22V173H20ZM34 175V174H33ZM44 175V174H43ZM50 175V174H49ZM78 175V174H77ZM80 175V174H79ZM82 175V176H83ZM104 175V174H103ZM127 177H126V176ZM128 175H130L129 177H128ZM2 176V175H1ZM23 176V175H22ZM21 176V177H22ZM26 176V175H25ZM42 176V175H41ZM56 176V175H55ZM57 176H58V174H57ZM60 176H62V175H60ZM65 176V175H64ZM63 176V177H64ZM70 176V175H69ZM100 176V177H99ZM153 176H152V178H153ZM154 176V179H157L156 177ZM28 177V176H27ZM27 177H24L25 179H24V181H23V179H21L25 184H27V182L29 183V179H31V181H33L34 183H35V181H40V180H37L38 178L36 177V176H34V178L36 177V180H32V179H34V178H27ZM43 177V176H42ZM48 177V176H47ZM71 177V176H70ZM87 177H89V176H87ZM95 177H94V179H95ZM23 178V177H22ZM26 178H27V181H25L26 180ZM49 178V177H48ZM47 178V179H48ZM54 178V177H53ZM56 178V177H55ZM58 178V177H57ZM96 178V179H97ZM151 178V177H150ZM44 179V178H43ZM111 179V178H110ZM110 179H108V180H110ZM113 179H114V181H115V178L113 177ZM113 179L111 180V182L113 181ZM144 179H147V180H145V182L143 181ZM177 179V178H176ZM180 179V178H179ZM13 180V179H12ZM20 179L19 180H17V178L15 179V182H14V180H13V184L15 183H17L16 185H18V183H20V181H21ZM54 180H56V179H54ZM75 180V179H74ZM80 180V179H79ZM86 180V179H85ZM102 180H106L107 181V179H102ZM150 180V181H149ZM17 181V182H16ZM21 181V182H22ZM46 181V180H45ZM50 181V180H49ZM52 182H53V180H51ZM58 181V180H57ZM60 181V180H59ZM92 181V180H91ZM101 180H99L98 179V182H100ZM118 181V180H117ZM130 181V180H129ZM147 181V182H146ZM195 181H197L198 182V180H196V179H194V178H191V177H189V176H185V177H183V178H181V183H183V188H184V190H187V191H191L192 190V187H193V184H194V182ZM85 182V181H84ZM93 182V181H92ZM105 182V181H104ZM103 182V183H104ZM110 182V183H111ZM44 183V182H43ZM64 183V182H63ZM76 183V182H75ZM80 183V182H79ZM87 183V182H86ZM199 183H201V182H199ZM198 183V184H199ZM206 183H207V181H206ZM209 183V182H208ZM207 183V184H208ZM2 184V183H1ZM21 184V183H20ZM19 184V185H20ZM24 184V185H25ZM46 184V183H45ZM51 184V183H50ZM93 184V183H92ZM102 184V183H101ZM207 184H205L204 183V185H205V187H206V185ZM5 185V184H4ZM8 185V184H7ZM10 185H12V183L10 184ZM22 185H23V183L21 184V187H22ZM29 185V184H28ZM54 185V184H53ZM97 185H99V184H97ZM33 186V185H32ZM51 186V185H50ZM57 186V185H56ZM64 186V185H63ZM1 187H3V186H1ZM12 187V186H11ZM18 187V186H17ZM25 187V186H24ZM41 187V186H40ZM44 187V186H43ZM42 187V188H43ZM67 187V186H66ZM76 187V186H75ZM116 187V186H115ZM208 187V186H207ZM8 188V187H7ZM26 188L28 189V187L26 186ZM33 188V187H32ZM35 188V187H34ZM36 188H37V186H36ZM54 188V187H53ZM72 188H74V187H72ZM117 188V187H116ZM116 188H114L115 190H116ZM124 188V187H123ZM127 188V187H126ZM11 189V188H10ZM12 189H14L13 187H12ZM19 189H20V186H19ZM22 189V188H21ZM25 189V188H24ZM31 189V188H30ZM121 189V188H120ZM179 189V188H178ZM9 190V189H8ZM7 190V191H8ZM17 190H18V188H17ZM16 190V191H17ZM23 190V189H22ZM62 190V189H61ZM87 190H89V189H87ZM122 190V189H121ZM125 190V189H124ZM128 189H126L125 190V192L127 193L128 191H127ZM1 191V190H0ZM6 191V190H5ZM6 191V192H7ZM77 191V190H76ZM85 190H83V192H84ZM2 192V191H1ZM10 192V191H9ZM69 192V191H68ZM78 192V191H77ZM80 192V191H79ZM96 192H97V198L98 199H100V200H103V202H105L106 200H108V197H109V195H108V193H107V191L106 190H103V189H101V188H96ZM95 192V193H96ZM66 193V192H65ZM65 193H64V195H65ZM70 193L72 194V192L70 191ZM69 193V194H70ZM73 193L75 194V191H73ZM116 193V192H115ZM118 193V192H117ZM116 193V194H117ZM125 193V194H126ZM133 193H134V191H133ZM9 194V193H8ZM16 194V193H15ZM52 194V193H51ZM50 193L49 194H47V197H48V195H51ZM70 194V195H71ZM77 194V193H76ZM83 194V193H82ZM87 194H88V192H87ZM115 194V195H116ZM121 194V193H120ZM131 194V193H130ZM13 195V194H12ZM53 195H55V193H53ZM58 195H60V194H58ZM73 195V194H72ZM84 195V194H83ZM124 195V194H123ZM136 195V194H135ZM34 196V195H33ZM36 196V195H35ZM39 196V195H38ZM43 196V199H44V195H42ZM42 196L40 197V200H41V198H42ZM63 196V195H62ZM126 196H127V199H128V194H126ZM26 197V196H25ZM28 197H30V196H28ZM46 197V196H45ZM54 198L55 197H58V196H53ZM118 197H120L119 195H118ZM122 197V196H121ZM136 197V196H135ZM174 197V196H173ZM35 197H33V198H31V201L34 199ZM52 197L50 196V199H51ZM92 198V197H91ZM90 198V199H91ZM11 199V198H10ZM18 199V198H17ZM22 199V197H20V199L19 200H21ZM30 199V198H29ZM37 199V198H36ZM78 199V198H77ZM84 199V198H83ZM88 198L86 197V203H87V201H89V199L87 200ZM116 199H117V197H116ZM131 199V198H130ZM12 200H14V198L12 199ZM11 200V201H12ZM22 200H25V199H22ZM35 200V199H34ZM38 200H39V198H38ZM66 200V199H65ZM69 200V199H68ZM76 200V199H75ZM105 200V201H104ZM171 200V199H170ZM15 201V200H14ZM13 201V202H14ZM77 201V200H76ZM80 201H81V199H80ZM79 201V202H80ZM93 201V200H92ZM99 201V200H98ZM2 202V201H1ZM12 202V203H13ZM16 202H17V200H16ZM22 202V201H21ZM50 202V201H49ZM55 202V201H54ZM59 202H61V201H59ZM84 202V201H83ZM94 202V201H93ZM137 202V201H136ZM15 203V202H14ZM46 203H48V202H46ZM56 203V202H55ZM66 203V202H65ZM69 203V202H68ZM2 204H4L5 205V203L3 202ZM7 204V203H6ZM10 204V203H9ZM41 204V203H40ZM74 204V203H73ZM79 204V203H78ZM81 204V203H80ZM27 205V204H26ZM42 205V204H41ZM43 205H44V203H43ZM42 205V206H43ZM48 205V204H47ZM46 205V206H47ZM60 205H63V204H60ZM20 206V205H19ZM33 206V205H32ZM34 206H35V204H34ZM40 206V205H39ZM38 206V207H39ZM52 206H54V205H52ZM65 206V205H64ZM94 206H96V205H94ZM98 206V205H97ZM96 206V207H97ZM102 206H103V204H102ZM105 207H107V205H104ZM103 206V207H104ZM172 206V205H171ZM3 207H5V206H3ZM3 207H0V208H3ZM16 207V206H15ZM27 207V206H26ZM35 207H37V206H35ZM37 207V208H38ZM109 207V206H108ZM6 208V207H5ZM18 208H20V207H18V205H17V207H16V211H17V209ZM22 208H24V209H26L25 207H24V205H23V207ZM29 208H31L30 207V205H29ZM48 208V207H47ZM88 208V207H87ZM86 208V209H87ZM90 208V207H89ZM99 208V207H98ZM11 209V208H10ZM15 209V208H14ZM28 209V208H27ZM26 209V210H27ZM35 209V208H34ZM67 209V208H66ZM66 209H63V213H66V212H64V211H66ZM74 209V208H73ZM83 209V208H82ZM94 209H96V208H94ZM1 210V209H0ZM6 210V209H5ZM21 210V209H20ZM81 210V209H80ZM79 210V211H80ZM97 210V209H96ZM2 211V210H1ZM19 211V210H18ZM49 211V210H48ZM61 211V210H60ZM68 211V210H67ZM75 211H77V210H75ZM83 211V210H82ZM85 211V210H84ZM88 211V210H87ZM7 212V211H6ZM36 212V211H35ZM39 212V211H38ZM38 212H36V213H38ZM41 212V211H40ZM46 212V214L48 213L47 212V210L45 211ZM50 212V211H49ZM33 213V212H32ZM31 213V214H32ZM35 213V214H36ZM96 213V212H95ZM27 214V213H26ZM30 214V215H31ZM39 214V213H38ZM43 214H44V212H43ZM50 214V213H49ZM62 214V213H61ZM111 214V213H110ZM109 214V215H110ZM23 215V214H22ZM48 215V214H47ZM53 215V214H52ZM86 215H88V214H86ZM93 215V214H92ZM26 216V215H25ZM36 216V215H35ZM34 216V217H35ZM39 216H42V215H39ZM112 216V215H111ZM22 217H24V216H22ZM31 217H33L32 215H31ZM37 217H38V215H37ZM43 217V216H42ZM52 217V216H51ZM84 217H85V215H84ZM45 218V217H44ZM53 218V217H52ZM82 218V217H81ZM90 218H92V217H90ZM49 219H51L50 217H49ZM83 219V218H82ZM124 218H122V220H123ZM134 219V218H133ZM132 218H131V220H133ZM144 219H146V214H142V215H139L138 216V220H144ZM31 221H32V218L30 219ZM34 220V219H33ZM36 220V219H35ZM34 220V221H35ZM40 220V219H39ZM44 220V219H43ZM118 220V219H117ZM42 221V220H41ZM46 221V220H45ZM45 221H43V222H45ZM49 221H51V220H49ZM53 221V220H52ZM119 221H121V220H119ZM126 221V220H125ZM23 222V221H22ZM25 222V221H24ZM37 222H40V221H38L37 220ZM42 222V223H43ZM47 222V221H46ZM89 222V221H88ZM26 223H28V221L26 222ZM33 223V222H32ZM35 224V223H34ZM38 225L40 224V223H37ZM80 224H84V223H80ZM85 224H86V222H85ZM33 225V224H32ZM24 226V225H23ZM39 228H40V226H38ZM37 227V228H38ZM38 228V229H39ZM42 229L43 228H45V227H41ZM46 228H48V227H46ZM19 229H21V228H19ZM30 229V228H29ZM37 229V230H38ZM10 230V229H9ZM14 232L12 233L13 235L15 234V231L16 230H18V229H16V230H14V229H12ZM24 230V229H23ZM23 230H21V231H23ZM31 230H32V228H31ZM30 230V231H31ZM36 230V229H35ZM35 230H33L35 233H39V232H36ZM45 230V229H44ZM50 230V229H49ZM48 230V231H49ZM3 231H7V230H2V232L1 233H3ZM25 231H26V228H25ZM41 231H43V230H41ZM51 231V230H50ZM49 231V233H51ZM53 231H55V229L53 230ZM57 232H58V230H56ZM17 232V231H16ZM24 232V231H23ZM23 232H21V233H23ZM29 232V230L27 231V233ZM57 232H56V234H57ZM18 233V232H17ZM19 233H20V231H19ZM18 233V234H19ZM20 233V234H21ZM24 233H26V232H24ZM23 233V235H25ZM31 233H32V231H31ZM34 233V234H35ZM42 233V232H41ZM46 233L48 234V232L46 231ZM7 234H9L8 233V231H7ZM12 234H9L8 236H10V235H12ZM7 236V235H5V234H2V237H4V236ZM28 235H30V234H28ZM28 235H25V236H28ZM41 235V234H40ZM39 235V236H40ZM50 235V234H49ZM54 235V234H53ZM58 236H59V234H57ZM21 235H19V237H20ZM31 236V235H30ZM36 236V238L38 237V235H35ZM35 236H33L34 238H35ZM55 236V235H54ZM1 237V236H0ZM1 237V238H2ZM14 237V236H13ZM12 237V238H13ZM21 237H23V236H21ZM32 237V236H31ZM43 237V236H42ZM56 238H57V236H55ZM55 237H52L51 238V235H50V237H48L49 238V240L50 239H53V238H55ZM4 238H6V239H8V237H4ZM10 238V237H9ZM16 238V237H15ZM30 238V237H29ZM28 238V239H29ZM46 238V237H45ZM45 238H43V240L45 239ZM56 238H55V240H56ZM3 239V238H2ZM17 239V238H16ZM15 239V240H16ZM25 239H26V237H25ZM28 239H26V240H28ZM63 240H64V238H62ZM9 240H11L12 241V239L10 238ZM19 240V239H18ZM22 240V239H21ZM25 240V242H27ZM4 241H6V240H4L3 239V241L2 242H4ZM8 241V240H7ZM10 241V242H11ZM14 241V240H13ZM20 241V240H19ZM24 241V240H23ZM31 241H35V239L34 240H32L31 239ZM38 241H40V240H38ZM46 241H47V239H46ZM50 241H52V240H50ZM49 241V243H51ZM53 241H54V239H53ZM59 241V240H58ZM61 241V240H60ZM68 241V240H67ZM9 242V243H10ZM25 242H24V245H25ZM36 242H37V239H36ZM55 242V241H54ZM57 242V241H56ZM65 242V241H64ZM64 242L63 243H60V245H62V244H64ZM6 245H7V242H4ZM13 243V244H12ZM10 245H13V247H14V245L15 246H18V244L16 245V243H15V241L14 242H12ZM18 243V242H17ZM20 243H22V242H20ZM29 243H31V242H29ZM29 243H28V245H29ZM34 243V242H33ZM38 243H40V242H38ZM47 243H48V241H47ZM59 243V242H58ZM66 243V242H65ZM79 243H81V242H79ZM23 244V243H22ZM22 244H19L20 246L22 245ZM45 244V243H44ZM68 244V243H67ZM74 244H76V243H73V245ZM2 246L4 245L3 243L1 244ZM28 245H25V246H28ZM32 246H33V244H31ZM31 245H29L28 246V249L30 248V246ZM35 246L36 245H38V244H34ZM52 245H53V243H52ZM54 245H56V244H54ZM78 245V244H77ZM76 245V246H77ZM1 246V247H2ZM23 246V245H22ZM31 246V248H33ZM38 246H40V245H38ZM41 246H42V248H43V243L41 244ZM57 246V245H56ZM63 247H64V245H62ZM82 246V245H81ZM0 247V248H1ZM6 247V246H5ZM19 247V246H18ZM55 247V246H54ZM61 247V246H60ZM67 247V246H66ZM37 248V247H36ZM40 248V247H39ZM49 248V247H48ZM74 248H75V246H74ZM4 249V248H3ZM9 249H10V247H9ZM12 249V248H11ZM10 249V251H12ZM14 249V248H13ZM17 249H19V248H17ZM20 249H21V247H20ZM27 249V248H26ZM53 249V248H52ZM62 249V248H61ZM67 249V248H66ZM76 249V248H75ZM78 249H80V248H78ZM4 250H6V249H4ZM15 250V249H14ZM13 250V251H14ZM22 250V249H21ZM21 250H18V251H20L21 252ZM23 250H24V248H23ZM62 250H64V249H62ZM69 250H71V249H69ZM82 250H83V248H82ZM82 250H78V252L77 253H79V251H81L80 253H82L83 251ZM1 251V250H0ZM7 251H8V249H7ZM7 251H6V253H7ZM32 251H33V249H32ZM52 251V253H53V251L55 252V250L53 249V250H51ZM66 251V250H65ZM85 251V250H84ZM2 252V251H1ZM14 252H16V251H14ZM23 252V251H22ZM71 252V251H70ZM3 253V252H2ZM10 253V252H9ZM26 253V252H25ZM24 253V254H25ZM29 253H31V252H29V250H27V254H29ZM16 255H17V253H15ZM54 254V253H53ZM61 254V253H60ZM63 254V253H62ZM67 254V253H66ZM65 254V255H66ZM8 255V254H7ZM6 256V255H5ZM9 256V255H8ZM18 256V255H17ZM25 256H26V254H25ZM29 256V255H28ZM85 256V255H84ZM10 258L11 257H16V256H9ZM80 257V256H79ZM81 257H83V255H81ZM24 258H27V257H24ZM260 264H262L261 262H260Z\"/></svg>","mask_w":264,"mask_h":264}]
</instances>
